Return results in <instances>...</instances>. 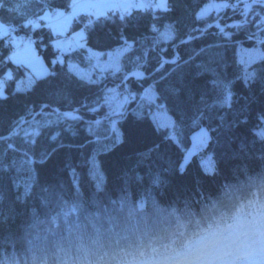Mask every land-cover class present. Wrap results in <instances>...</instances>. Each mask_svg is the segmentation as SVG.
<instances>
[{
	"label": "trees",
	"instance_id": "16d2710c",
	"mask_svg": "<svg viewBox=\"0 0 264 264\" xmlns=\"http://www.w3.org/2000/svg\"><path fill=\"white\" fill-rule=\"evenodd\" d=\"M71 1L0 0V22L17 26L22 35L32 26L23 24L26 19L45 6L67 9ZM208 1L167 0L156 14H79L67 32L82 29L85 47L105 51L132 44L120 72L99 81L68 70V62L87 64L85 49L58 54L55 34L42 25L34 35L49 71L28 88H17L27 68L9 59L13 44L0 34V78L11 75L0 96V137L26 119L0 139V264H131L201 250L213 255L212 264H264L258 225L264 221V137L257 133L264 126V57L247 68L238 60L240 44L253 46L245 35L263 25L256 24L258 15L180 43L174 62L127 80L135 99L125 113L87 121L113 110L105 104L93 109L105 86L137 66L151 73L161 57H172L178 40L214 20L198 15ZM226 9L220 23L241 18L238 9ZM145 86L155 93V103L140 97ZM83 100L81 118L53 109L71 111ZM158 104L172 117V129L151 118ZM200 126L208 132L205 146L183 164L190 136ZM206 154L211 171L202 164ZM97 171L105 178L101 189L92 175ZM74 203L82 207L73 211ZM239 240L244 248L253 246L249 257L235 251L217 255L218 248Z\"/></svg>",
	"mask_w": 264,
	"mask_h": 264
},
{
	"label": "rangeland",
	"instance_id": "374dc122",
	"mask_svg": "<svg viewBox=\"0 0 264 264\" xmlns=\"http://www.w3.org/2000/svg\"><path fill=\"white\" fill-rule=\"evenodd\" d=\"M13 1L16 2L17 0H13ZM249 1L264 2V0H231L230 3H228L225 1L209 0L206 4H204L201 8H199L198 15H200L201 17H205V16L213 17L214 20L209 21L213 25L210 28L213 27V29H215L217 33L218 24L216 20L218 19L220 21V19L223 18L222 12L224 13L225 10H227L226 8L229 7L230 9H238V11H240V14L243 16L246 12V9L248 8V6H246V3H248ZM166 3L167 0H72L69 5V8L67 9L58 10L54 8L52 10V13L50 12V9H48V10H44L40 15L32 16V17L39 19V20L35 19V21L38 20V23L36 25L38 26L45 25L46 27H49L53 31V33L55 34V38L53 39L52 42L53 45L58 49V54L79 47H83L86 51V57L88 60L87 64L81 67L76 63L68 62L67 68L81 79L88 81H99V80H103V78H105L104 76L111 77L110 75H114L115 73L120 72L122 66H124L128 61L127 58L125 61H122L123 57L125 58L127 53L131 50L132 44L125 43L121 47L108 49L105 51H99L96 49L85 47L84 33L82 29L78 31H74L73 33L67 32L68 27L70 26L72 20L75 17H77L79 14H91L93 17H99L113 12V13H119L120 15L122 14L124 15V14H130L132 10H141V9H150L151 12L154 14L156 12L155 10L165 9L167 7ZM231 6H233V8ZM255 8H261V9L256 10ZM252 13H254L253 14L254 16L252 19H250L251 16L249 15H251ZM249 15L247 17L248 22L253 21L255 15H258L260 19L256 20V24L257 25L263 24V25L260 29L254 31L255 33L252 40L253 46L247 47L241 44L238 46V60L240 61V63L244 68H247L249 64L258 60L259 58L264 57V49L261 47L262 45H264V35L261 33V29H264V17H261V15L264 16V6H253L249 12ZM36 25L34 24V26ZM199 32L200 30L198 29V32L195 35H197ZM205 32L203 34H205ZM6 33H7V27L0 22V34L5 35ZM195 35L193 36L197 37ZM250 35H252V33ZM23 36H27V35H17L12 38L11 41L13 44V49L8 55L10 60H12L15 63L22 64L24 67L27 68V72L25 73L24 77L21 79H17L16 81V86L17 88L20 89L28 88L31 85L33 79L44 77L49 71L42 57L37 53V46L38 43H40L41 39H36L34 37L36 40L33 43L29 44L26 42V43H22L21 45L20 40L24 42V40H22ZM169 36L170 35H168L167 32L161 33V37H163L164 40H167ZM248 40L251 41V39L245 37V41ZM52 60L51 63L52 65H54L55 62ZM125 75L126 73L124 74V76ZM10 77L11 75L10 72L8 71L4 74V76L0 78L1 97L4 96L3 80L7 78L9 79ZM130 77L137 80L141 76L138 73H133L132 76ZM130 77H128V79ZM123 78L119 82L113 81L114 82L113 85H107V86L104 85L105 87L103 86L104 88H103L102 97L98 100L99 101L98 105H96L93 108L94 110L100 109L102 104L110 106L113 109L112 111L122 109L124 107L128 99L132 97V95L129 97L126 89L127 87H125V84L127 86L128 79L126 80V83H124ZM140 93H141L140 97L145 98L147 102L155 103L156 95L150 89L149 86L143 87ZM131 102L133 101H130L129 104ZM80 104L81 105L71 110V112H73L77 116L74 118H81L82 109L86 107L87 101L83 100ZM40 112L41 110L39 111V113ZM100 117L101 116H96L93 119L90 120L87 119V121L93 123L100 122L101 121V120L99 121ZM151 118L158 127H166L168 129H172L173 127V119L164 110L163 105L158 104L156 106V108L153 110L151 114ZM110 127L112 128V125H110ZM257 133L264 137V126H261L257 130ZM170 136L173 139H175L172 130L170 131ZM207 137H208L207 129L203 126H200L198 129L192 132L190 136V144L185 149L184 152L183 161H182L183 164L187 162L195 152H197L198 145L205 143L207 141ZM202 164L204 165V168L206 170L208 171L212 170L213 165L210 155L206 154L203 156ZM259 224L263 227L262 222H259ZM242 246H243V242L240 240L235 242L234 244L227 243L223 249L218 248L216 253L219 256L223 253H229L234 250L238 254L247 256L252 252V250H254L252 245L247 248H244ZM175 257L177 258L174 259V263L177 264H211L212 263L211 260L213 258L211 255L210 256L203 255L202 250L195 253L190 251H183L179 256H175ZM131 264H140V262L139 263L132 262ZM249 264H253V260H251Z\"/></svg>",
	"mask_w": 264,
	"mask_h": 264
},
{
	"label": "water",
	"instance_id": "95a60500",
	"mask_svg": "<svg viewBox=\"0 0 264 264\" xmlns=\"http://www.w3.org/2000/svg\"><path fill=\"white\" fill-rule=\"evenodd\" d=\"M242 6H244V5H242ZM246 6H248V8L246 9L245 14H244V15L242 16V18H240V19L231 20L230 22H228V23H226V24H221L220 21L217 19V20H216V22H217V24H218V25H217V29H218V30L216 29V30H217V33H221L222 31H224V30H225L226 28H228V27H232V26L237 25V24L247 23V22H248L247 17H248V15H249V12H250V10L252 9V7H253V6H264V2H261V1H249L248 3H246ZM231 7L233 8V6H231ZM253 14H254V13H252L251 15H249V16H251L250 19L253 18V16H254ZM261 17H264V16L261 15ZM211 26H213L212 23H211V22H207V23H205L203 26H201V27H197V28L200 30V32H199L197 35H195V36L202 35V34H203L207 29H209ZM192 38H194V36L188 35V36H186L185 38L178 40V41L176 42L174 48H173V55H172V57H170V58L161 57V60H160L159 64L154 68V70H153L151 73L146 74L141 68L135 67L132 71L126 73V75H125L124 78H123V82L126 83V80L128 79V77L132 76L133 73H138L142 78H144V77H147V76H149V75H151V74H154L155 72L161 70L162 67H163L166 63H172V62H174V61L176 60L177 56H178V52H177V50H176V46L179 45L180 43H182V42H186V41H188V40H190V39H192ZM125 87H127L126 84H125ZM126 89H127V93H128V95H129V97H130L131 95H132V97H130V98L128 99V101L126 102V104L124 105V107H123L122 109H118V110L112 111V112H110V113L107 114V115H102V116L100 117L99 121H100V120H103V119H108V118L113 117V116H115V115H118V114H120V113H124V112L128 109L129 102H130V101H134V99H135V97H134L135 94H134V92L130 91L128 88H126ZM53 109H54L55 111H57V112H61V113L64 114L66 117H69V118L77 117V116H76L73 112H71V111H67V110H65V111H61V110H59V109L56 108V107H53ZM39 111H40V110L34 112L33 115H32V117H30V119H32L33 117H35V115H36L37 113H39ZM25 121H26L25 118H23V119H22V120H21V121L15 126V127H13V129H12L9 133H7L5 136H1L0 138H3V137H9V136L11 135V133H12L14 130H16V128H17L18 126H20L22 123H24Z\"/></svg>",
	"mask_w": 264,
	"mask_h": 264
},
{
	"label": "snow or ice",
	"instance_id": "6c2138e0",
	"mask_svg": "<svg viewBox=\"0 0 264 264\" xmlns=\"http://www.w3.org/2000/svg\"><path fill=\"white\" fill-rule=\"evenodd\" d=\"M92 175H93V179H95V181H96L97 189H101L103 184H104V179H105L103 174L100 173L99 171H97V172L93 173ZM120 205H122V206L124 205V201L123 200H121ZM80 207H82V206L79 205V204H75L74 203L73 206H72V210L76 211ZM140 207L143 208V204H141ZM65 215L67 216V213H65ZM109 218L111 219L112 217L109 216Z\"/></svg>",
	"mask_w": 264,
	"mask_h": 264
},
{
	"label": "built area",
	"instance_id": "2783aa9c",
	"mask_svg": "<svg viewBox=\"0 0 264 264\" xmlns=\"http://www.w3.org/2000/svg\"><path fill=\"white\" fill-rule=\"evenodd\" d=\"M14 32V28H12L11 30H10V33L12 34ZM253 35V34H252ZM252 35H250V34H247L246 35V37L248 38V39H251V40H253V37H254V35L252 36ZM36 39L34 38V36L31 34V33H29L26 37H25V39H24V42L23 43H33L34 41H35Z\"/></svg>",
	"mask_w": 264,
	"mask_h": 264
},
{
	"label": "bare ground",
	"instance_id": "6f19581e",
	"mask_svg": "<svg viewBox=\"0 0 264 264\" xmlns=\"http://www.w3.org/2000/svg\"><path fill=\"white\" fill-rule=\"evenodd\" d=\"M52 61H54L55 62V60L53 59Z\"/></svg>",
	"mask_w": 264,
	"mask_h": 264
}]
</instances>
